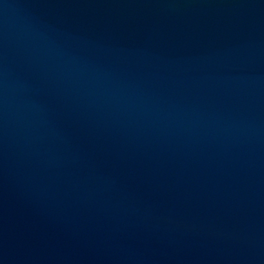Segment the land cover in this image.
I'll return each mask as SVG.
<instances>
[{
    "label": "water",
    "instance_id": "1",
    "mask_svg": "<svg viewBox=\"0 0 264 264\" xmlns=\"http://www.w3.org/2000/svg\"><path fill=\"white\" fill-rule=\"evenodd\" d=\"M0 264H264V0H0Z\"/></svg>",
    "mask_w": 264,
    "mask_h": 264
}]
</instances>
